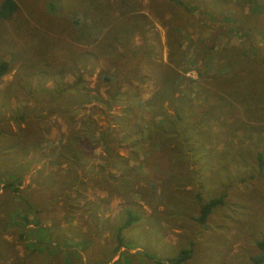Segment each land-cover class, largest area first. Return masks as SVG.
<instances>
[{
    "label": "rangeland",
    "instance_id": "rangeland-1",
    "mask_svg": "<svg viewBox=\"0 0 264 264\" xmlns=\"http://www.w3.org/2000/svg\"><path fill=\"white\" fill-rule=\"evenodd\" d=\"M13 1L12 14L0 18V59L8 64L0 75V264L102 262L119 248L114 231L125 219L124 209L139 219L122 227L120 244L132 250L124 249L114 264H139L137 240L146 264L188 246L190 256L181 264H250L258 252L254 241L264 237V140L257 141L261 126H253V112L264 113V0H227L230 5L222 0L228 5L221 7L223 14L207 10L183 17L177 15L182 8L166 0ZM198 2L207 8L214 0ZM120 11L142 17L103 50H91ZM238 13L245 23V13L251 14V46L245 29L232 25ZM169 26L176 32L173 45L178 32L184 34L180 50L168 47ZM65 44L77 52L69 65L61 51ZM140 46L149 54L128 60L132 86L119 88L129 89L136 114L123 126L117 116L127 97L106 106L92 95L105 99L109 84L100 83L97 74L114 67L121 77L123 49ZM238 49L235 58L231 51ZM247 58L253 73L244 68ZM166 66L192 104L169 107L166 99L160 106L148 104L167 85L158 82ZM217 89V103L206 105L203 98ZM78 90L89 97L86 102L78 99ZM223 92L242 101L253 96V103L237 111L241 102L223 107L218 104ZM177 113L184 118L177 120ZM91 121L93 140L75 142L80 151L70 156L61 145ZM105 149L112 152L109 166L95 173ZM215 197L222 202L200 224V205ZM26 199L38 212L26 210L21 203ZM141 201L144 214L141 205L136 208ZM13 208L25 217L15 216ZM93 235L97 242L91 243Z\"/></svg>",
    "mask_w": 264,
    "mask_h": 264
},
{
    "label": "trees",
    "instance_id": "trees-1",
    "mask_svg": "<svg viewBox=\"0 0 264 264\" xmlns=\"http://www.w3.org/2000/svg\"><path fill=\"white\" fill-rule=\"evenodd\" d=\"M166 1H169V2H171V3H173V4L177 5V6L181 7L182 10L180 12H178L177 15L182 16V17H183L184 14H189V16H190V14L194 15L195 13L197 15H204L205 11H207V10L214 11L215 14H218V10H219L223 14L224 9L221 10V7L223 8V7L228 6V5H224V4H229V5L231 4L227 0H225L224 4H222V0H214V2L210 3L207 8L204 5L205 6V9H204V6L202 5V3L198 2V1L201 2L202 0H187V1H183V0H166ZM15 8H16V4H15V2L13 0H1V2H0V18H2V19L8 18L12 14V12L15 10ZM116 14L113 15V17L114 16H116V17L112 20L113 22H112V25L110 26V28L105 31V33L103 34V37L101 39H98L97 42H95L93 44V46H91V50L92 49H95L96 51H99L101 49L103 50V48L107 44H110V43L115 42L117 40L119 33H123V31H124V33L127 34V32L129 31V26H134L136 20H138L140 17H142L141 15H139V13H125V12H122V11H120L119 14L118 13H116ZM245 15L247 16L246 17V19H247L246 23L245 22H239L241 17H240V14L238 13L232 19L233 20L232 21V25L236 29H245V30H243V32L245 34L246 44L251 46V43L253 42L251 37H250L252 31H249V29L251 27L253 28V25H251V26L248 25V23L251 24V21L248 22L249 16L251 14H246L245 13ZM251 17H253V16H251ZM243 23L246 24L245 27H243L241 25ZM178 26H179L180 30L185 31V29H184L185 26H181V25H178ZM168 28H169V32H170V33L168 32L166 34L167 35L166 41H167L168 47L169 48L175 47L176 50H178L180 48L181 39L184 37V34L182 35V33L178 32L179 41H178L177 45L175 46V45H173V41L176 39V36H175L176 32H174L173 29L170 26ZM69 47L70 48H67V44H65V47L62 48V50H61L67 55V60H68L67 61V65L70 64V60H71V58L74 57V55H76V57H77V52H76L75 45H70ZM143 47L144 46H140V47H137V48H134V49H130L128 47L126 49H123L125 53H123L121 56L124 57L125 64H123L122 59H119V63L123 67V73H122L121 77H119L117 75V71L115 70L114 67L113 68L111 67L109 69L111 71H100L97 74V75H99L98 76V80H99L100 83H102V84L105 83L106 86H107V84H109V85H108V87H106L104 89V92L106 93L105 99H103L98 94L92 95L93 98L97 99V101H100L101 103L105 104L106 106H109L111 101L116 99V97H118V96L119 97H123V96L127 97V102L121 108L120 115L117 116V120H120L123 126H127L128 124H130L132 122V120H134L135 115H136L134 113V111H133L132 106H131L133 97H131L130 96V92H128L129 89L132 86V82L130 81V79H129L130 77L129 76L133 74V62L128 65V60L137 57V55L140 52H142V51H145L144 54L148 55L149 52L146 51ZM231 52H236L234 57L238 58V54L240 53L239 49H238V51L237 50H233ZM231 52H229L228 54H226L223 57L228 60L229 55H230ZM110 53L112 54L113 52H110ZM113 54H115V53H113ZM116 55L120 56V54H116ZM251 56L253 57V54ZM246 60H248V62L245 63L244 68L248 67L249 72L253 73V62H252V60L250 58H247ZM7 65H8L7 61L0 59V75L3 74L6 71ZM166 69L167 70L160 77L158 82L160 84H163V83L167 82V85L165 87L161 88V89H156L155 90L156 92L154 94L155 96L153 97V99L154 98H159L158 101H153V102H150L148 104H151V105L154 104V105L160 106L161 100H164V99L169 100V103L167 104L169 107L171 106V103L174 104V106H177V105L180 106V104H181L180 101H182L183 103H187V104L191 103L192 104L193 101H194L193 98L187 97L183 93L179 92V88L173 85L174 84L172 82L173 81V77L171 76V72H169L170 68L167 67ZM238 72L242 73V71L240 69H238ZM214 77H216V76H214ZM78 81H80L79 77L76 78L75 82H78ZM210 82H211V80H210ZM121 85H125L129 89H127L125 91H119V88L121 87ZM218 87H221V83L218 84ZM218 90L219 89H217V91L215 93V96L210 97V95L208 93L203 98V101H204V103L206 105H208V104L212 105V104H216L217 103V98L219 97ZM166 91L167 92L170 91L169 95H167ZM77 92H78V99L82 98L81 102H86L89 99L88 96H86V95L83 96L82 94H80V92H81L80 90H78ZM167 96H170V99ZM197 98L198 97L196 96L195 100ZM238 98L239 99H237V100L229 99V96L225 92H223V94H222V96L220 98V101H219L220 103H218V104L222 105L223 107H233L234 106V102H241L240 105H236L235 111H237L238 110L237 109L238 106H242L243 103H245V102L248 103V104L249 103H253V96H252V98L247 99L246 101H242L240 99V97H238ZM222 99H226V101H223ZM174 117L177 120L178 119L180 120V119L184 118L182 115H179L178 113ZM18 118L21 119V120L23 119L22 115H19ZM133 124L137 125V123H135V122ZM156 127H159V126H156ZM76 131H77V129L71 131V133L68 136L67 141L64 144L61 145L65 149V151L71 153L70 156H75L74 153H77L78 151H80L79 149L77 151L76 148L74 147L75 146V142H80L82 144H86V138L87 139L91 138V141L93 140V136H94L93 135V131H94L93 122L91 121V124L88 125V126L82 124L81 127L79 128V131H78V135L79 136L76 134ZM105 152H107V154L99 158V161H98L99 162V168L97 170H95V173H98L100 171L102 173V170L106 166H109L108 159L110 158V154L112 152H111L110 149H105ZM60 155L61 156H65L63 153H61ZM73 161L74 160L69 161V163H68V164H70L71 167H72V162ZM125 169L128 170L129 172L131 171V169H129L127 167H125ZM107 173H109V172H107ZM15 178L18 179L19 176L17 175V176H15ZM58 182L59 181H57V183H56V185L54 187L59 189L58 191H59V193H61V189H62L63 185L62 184L58 185L59 184ZM6 185L9 186V185H11V183L7 182ZM12 188H13L14 192L18 191L17 186L16 187H12ZM21 199H20V201H21ZM221 202H222V199L220 197H215V198H211V199L207 200L206 202H204L203 204H201L200 207H199V213L196 216V220L200 224H203L204 221H205V218H206L207 214L209 213V211L211 210V208L214 207L216 204H220ZM21 203L23 205H27V207H25L26 210L27 211L30 210L32 214H35L36 212H38V207L31 206L30 202L28 201V199L24 200ZM12 213L15 216H19V217L21 216V218L25 217V215L23 213L19 212L15 208L12 209ZM124 214H125V219L123 220L121 225L117 227L116 231H114V237H115V240H116V245H118V246L120 245V242L122 240V238L120 236V232H121L122 227H126V226L132 224L133 222L137 221V218H138V216L135 214V212H131L128 209H124ZM37 229L41 230V227L37 225ZM44 230L46 231V228ZM22 234L23 233L21 231L18 232L17 237H20ZM62 241H65V242H69L70 241L71 242L72 240L63 238ZM55 242L56 241L47 242L44 245L48 246L50 243H53V245H54ZM254 245L258 249V252H257V254L255 256L252 257L250 264H264V237L256 239L254 241ZM66 246L70 247V245H66ZM32 249H35V248L33 247ZM35 250H38V249H35ZM190 253H191V247L190 246H188L186 248H180L173 256L167 257L165 260L154 259V264H180V263H182L185 259H187L190 256ZM20 262H24L23 264H30V262H28L26 260H22Z\"/></svg>",
    "mask_w": 264,
    "mask_h": 264
},
{
    "label": "crops",
    "instance_id": "crops-1",
    "mask_svg": "<svg viewBox=\"0 0 264 264\" xmlns=\"http://www.w3.org/2000/svg\"><path fill=\"white\" fill-rule=\"evenodd\" d=\"M230 1H232V2H239L240 0H230ZM235 47V46H234ZM240 50V49H239ZM251 55V54H250ZM250 55H248V56H250ZM255 95L257 96V93L255 92ZM227 108V107H226ZM253 123H255L253 126H261V132H258V130H257V135H258V139H257V141H262V140H264V137L262 136V133H264V113H261V112H253ZM254 137H255V135H253V140H254ZM255 152H256V155L255 156H260V152H262L261 151V149H258V148H256L255 149ZM261 162V161H260ZM141 205V206H140ZM139 206H140V210L141 211H143V214H144V209H143V204H142V201H141V203H136V208L138 209L139 208ZM142 217V216H141ZM139 219V217L137 218V220ZM142 219V218H141ZM146 233V232H145ZM153 237V236H152ZM153 240L154 239H152V241L151 242H153ZM100 241V240H99ZM94 242H97V239L95 238V235H93L92 237H91V243H94ZM147 242V241H146ZM124 243V242H123ZM148 243V242H147ZM144 244H145V242H144ZM135 245L136 246H134V248H135V250L136 251H138L139 253H138V260H139V264H146L145 263V261L143 260V258H139V256L141 255V256H146V254L144 253V248H143V246H141L140 244H139V240H137V242L135 243ZM114 246H116V243H115V245ZM125 248H127L126 246H123V244H120L119 245V248H117L116 250V252L114 253H110V255H109V257L106 259V260H104V261H102V262H98V261H95V262H91V264H114L115 262H117V261H119V259L118 258H120V255H121V253L124 251V249ZM125 250H127L128 252L129 251H131L132 249H125ZM133 252V251H132ZM132 254V253H131ZM147 256H148V258L150 257V254L149 253H147ZM125 261V258H122V260H121V263L122 262H124ZM181 264V263H180Z\"/></svg>",
    "mask_w": 264,
    "mask_h": 264
}]
</instances>
